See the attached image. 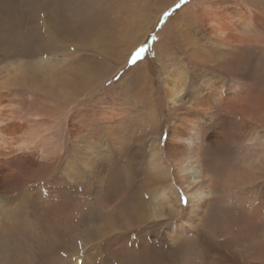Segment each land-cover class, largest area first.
<instances>
[{
    "label": "rangeland",
    "instance_id": "obj_1",
    "mask_svg": "<svg viewBox=\"0 0 264 264\" xmlns=\"http://www.w3.org/2000/svg\"><path fill=\"white\" fill-rule=\"evenodd\" d=\"M203 1L0 0V88L4 84L6 87V78L13 79L6 91L37 109L40 100L28 103L26 83L18 80L19 76L29 83L51 71L60 79L64 77V85L70 80L66 74L76 76L75 68L82 67L87 79L69 91L70 101L87 110L92 135L99 133L98 124L105 123L110 114L111 128L120 134L111 141H105L102 134L97 140L91 139L96 143L93 150L100 166L93 171L94 167L86 168L81 161L88 134L69 135L64 130L66 125L60 129L53 152H62L63 157L49 167L53 170H46L39 182L30 184L27 177L21 176L20 183L4 196L7 203L21 193L22 200L27 201L18 215V224L3 231L0 210V264H264V158L254 165L262 167L253 188L237 189L235 195L240 200L234 202L235 195L224 190L223 206L212 196L213 204L204 218L190 233L178 235L169 230L181 223L188 196L174 180L151 178L146 170L153 141L163 147L171 119L175 120L179 110L184 109L183 104L167 105L165 78L170 68L186 71V96L191 85L203 84L209 74L224 80L241 77L227 68L221 73L224 64H212L207 50L214 47L206 41L205 31L191 23L190 17L196 15V6ZM210 1L232 5L245 2L264 10V0ZM7 13H15L16 17H7ZM125 27L130 28L126 35L122 33ZM242 35L257 40L233 52L247 57L242 77L248 82L258 77V82L250 84L256 92L264 93V43L259 39L264 33L254 30ZM29 36L36 40V55H16L13 49L21 37ZM180 39L187 40V45ZM40 59L53 61L54 68L40 69L36 66ZM101 106L105 121L96 119V109ZM217 115L218 120L226 121L229 137L221 147L204 148L206 165L217 171L231 162L241 167V154L261 152L254 146L249 150L245 147L237 132L235 114L226 115L218 108ZM260 138L264 140V132ZM124 141H128L127 146ZM114 147H118L116 153H112ZM95 174L102 177V184L94 179ZM160 187L167 188L180 206L169 218H161L158 213L156 217L151 212L148 215L147 205L156 201ZM31 188L32 193H28ZM217 190L222 195L220 187ZM216 209L225 217L216 218ZM142 214L145 219L140 222ZM225 240L231 243L226 245Z\"/></svg>",
    "mask_w": 264,
    "mask_h": 264
},
{
    "label": "bare ground",
    "instance_id": "obj_2",
    "mask_svg": "<svg viewBox=\"0 0 264 264\" xmlns=\"http://www.w3.org/2000/svg\"><path fill=\"white\" fill-rule=\"evenodd\" d=\"M192 1L195 3L197 0ZM195 10L199 11L196 15L190 17V21L201 32L205 31L206 41L214 47V49L207 50V53L211 55L212 64H224L223 69L220 68L221 73L226 72L224 69L227 68L232 73L234 70L237 71V75L241 77L233 78L232 76L224 80V77L221 78L222 76L209 74L203 84L199 86L191 85L192 90L186 96L184 94L186 93V71L181 67H173L166 75L165 99L167 105H169L168 107L183 104L184 109L179 110L175 120L171 119L167 129V139L163 147L159 144V141H153L152 148L147 153L146 170L151 178L164 177L174 180L188 196L187 205L183 208L184 213L180 218L181 223H175L169 230L174 235L183 232L190 233L191 229L197 226V223L206 214L210 204H213L212 196H216L217 201L225 206L226 196L223 195L224 190H228L235 195L238 194L237 189L239 191L240 189H252V186L258 181V173L262 167L256 168L254 165L261 158H264L262 152L264 140L260 138V135L264 132V93H258L252 88V84L259 81L258 77H254L253 80L250 79L249 82L246 80L248 83L242 77L241 71H245L242 68L243 62L247 57L233 53L235 49L242 50L243 46L253 45L251 43L257 41L245 38L242 32L247 34L254 33V30H256L257 33H264V10L257 9L252 4H246L245 2L232 5L224 1L214 2L210 0H204L200 7L196 6ZM9 12L11 13L10 10ZM15 15V13L10 16L8 13L6 14L7 17L12 18L16 17ZM4 19L9 20V18ZM47 24L46 26H48ZM129 29L125 27L122 33L126 35ZM259 39L264 43V37L261 36ZM180 41L187 45V40L180 39ZM35 44L36 40L32 36L21 37L18 46L13 49L14 53L16 55L35 56L36 49L35 46L33 47ZM262 55L264 57V53ZM37 62L36 66L40 69L54 68L51 60L40 59ZM78 67L75 68L76 76L66 74L70 80L66 81L64 85L62 82L64 77L60 79L51 71L41 74L37 81H30L29 83L19 76L18 80L26 83L24 89L28 91V103L32 104L33 99L40 100L37 109L36 106H26L27 102L25 100L22 98L17 100L15 94H9L6 91L13 84V79L6 78V87L4 84L0 88V210L3 219L1 221L2 231L7 230L9 226L12 227L13 224H18V215L22 210L23 203L27 201L26 198L22 200V195L19 193L14 197H10L7 203L4 202V196L9 194L8 189L20 183L21 176L27 177L29 184L34 181L39 182L42 173L48 170L49 167H54V163H57L63 157L62 152L56 155L53 152V148H55L54 140L60 134L61 128L66 125L64 130L66 129L67 134L72 136L79 132L88 134L89 140L86 141L85 153L81 155V161L83 162L81 163L89 169L94 167L93 171L94 169L99 170L100 167L97 166V157L93 150L96 143L93 140H97L99 134L103 135L105 141H111L113 137H120L119 130H112L111 123L108 121L112 114L109 117L107 116L105 123L98 122L100 123L98 124L99 133L96 136L92 135L93 128L90 125L92 122L90 123V120L86 119L87 110L75 107V104H72L73 101H70L69 91L79 87L78 85L84 83L87 79L84 68ZM16 70L19 72V67ZM250 82L253 83L250 84ZM99 104L102 103L99 102ZM48 106H51V109L45 111ZM218 108H221L226 115L228 113L236 115L234 119L237 123V132L248 150L252 146L261 149V152L257 155L241 154L239 157L241 167L234 166V163L231 162L230 164L226 163L222 170L217 171L212 170L213 167L210 168L206 165L207 162L205 163L206 153L204 148L211 145L221 147L229 137L226 121L217 119ZM96 111H98V113L95 112L97 114L96 119L98 117L97 120L103 121L104 111L102 106L101 109H96ZM258 129L259 133H256ZM127 142L124 141V146H127ZM117 150L118 147H114L112 153H116ZM122 150L120 154L123 152ZM49 170L51 171L53 168ZM95 175V178H93L102 184V177L99 174ZM219 187L222 195L217 190ZM32 191V188L28 189V193H32ZM156 197V201L147 205L148 215L151 212L154 215L152 217H156L158 213L161 218H169L174 216L175 210L180 208L177 205L176 197L172 198L170 191L165 187H160L157 190ZM40 198H43V193H40ZM234 199V202H237L241 198L235 195ZM246 199L242 200L246 201ZM17 201H20V204ZM13 202H16V204ZM254 207H256L255 202ZM219 211L221 210L216 209L213 211V213H216V218L225 217ZM225 213H227V210H225ZM138 219L140 222L143 221L145 215H140ZM127 223L128 221L125 224L128 225ZM230 243V240L224 241L226 245ZM129 264L138 263L130 261Z\"/></svg>",
    "mask_w": 264,
    "mask_h": 264
},
{
    "label": "snow or ice",
    "instance_id": "obj_3",
    "mask_svg": "<svg viewBox=\"0 0 264 264\" xmlns=\"http://www.w3.org/2000/svg\"><path fill=\"white\" fill-rule=\"evenodd\" d=\"M184 2H186V0H184ZM178 7H180V5H178ZM169 16V15H168ZM136 63V61L133 62V64ZM182 199H183V196H182Z\"/></svg>",
    "mask_w": 264,
    "mask_h": 264
}]
</instances>
